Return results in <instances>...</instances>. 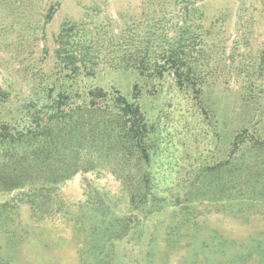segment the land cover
<instances>
[{
  "label": "trees",
  "instance_id": "obj_1",
  "mask_svg": "<svg viewBox=\"0 0 264 264\" xmlns=\"http://www.w3.org/2000/svg\"><path fill=\"white\" fill-rule=\"evenodd\" d=\"M202 1L143 0L139 18L129 15L112 37L100 26L93 33L85 22L64 21L52 35L53 61L46 62V45L23 67L28 90L0 80V193H19L32 216L64 218L86 231L79 264H155L157 254L189 246V264L202 254L207 264H264L263 241L239 250L236 238H196L199 212L209 206L264 214V40L253 46L250 17L227 49L219 25L228 14L206 25ZM54 11L51 4L39 28L26 23L19 52L47 36ZM99 58L117 60L141 82L129 95L93 84ZM165 74L191 95L216 139L211 156L171 183L153 168L163 120L141 101L142 87L151 90ZM230 78L236 102L218 109L210 92L220 83L228 89ZM75 178L81 196L69 202L62 189Z\"/></svg>",
  "mask_w": 264,
  "mask_h": 264
},
{
  "label": "rangeland",
  "instance_id": "obj_2",
  "mask_svg": "<svg viewBox=\"0 0 264 264\" xmlns=\"http://www.w3.org/2000/svg\"><path fill=\"white\" fill-rule=\"evenodd\" d=\"M143 0H0V80H15L18 87L28 90L24 81L28 73L23 69L27 64L40 59L41 50L49 46L50 53L46 58L49 64L52 57V35L58 31L64 21L76 20L87 24L95 33V27L100 26L109 36L119 35V29L128 22L129 15L139 18ZM264 0H203L204 23L206 25L220 16L222 12L227 17L219 25L227 49L246 28L250 17L254 24V43L259 46L264 40ZM53 4L54 14L45 25L47 36L34 38L32 44L25 41L23 52H19L18 36L30 32L26 23L38 25L43 23L46 9ZM127 19V20H126ZM218 24V23H216ZM98 28V27H97ZM19 29H23L20 30ZM100 30V29H99ZM4 38L10 40L9 47L3 46ZM112 34V35H111ZM18 47V48H17ZM242 48V47H241ZM95 76L89 81L106 89L118 88L123 94L129 95L134 82H141L134 72L120 69L117 60L99 58ZM22 80V82L20 81ZM154 87L145 92L142 87L141 101L150 111L152 118L158 114L161 124V153L153 166L156 176H166L169 182L188 176L203 159L211 156V150L216 148L213 128L200 114L199 107L189 93L176 88L172 76L165 74L155 81ZM20 85V86H19ZM142 85V83H140ZM237 85L230 78L229 88L224 89L218 84L212 87L211 98H214L218 109L227 108L229 103L236 102ZM163 163L160 164V163ZM194 170V169H193ZM102 180L110 187L114 182L109 174L101 175ZM177 177V178H175ZM106 185V186H107ZM64 197L69 202L80 199L81 188L79 178H75L63 187ZM8 202L6 211L0 215V262L3 264H79V250L84 244L86 231L78 230L64 218L50 220L32 216L28 204L20 200L17 192L0 193V205ZM208 210V211H207ZM1 213V212H0ZM198 220L201 227L197 239H207L220 236L236 238L237 249L248 248L259 241L264 243V214L244 215L229 209L220 212L209 206L199 212ZM191 236L182 241H190ZM182 244V245H183ZM261 246L264 248V244ZM180 248L171 256L157 254L155 264H189L190 249ZM163 251V250H161ZM201 255L195 264H207ZM244 264H252L249 260Z\"/></svg>",
  "mask_w": 264,
  "mask_h": 264
}]
</instances>
